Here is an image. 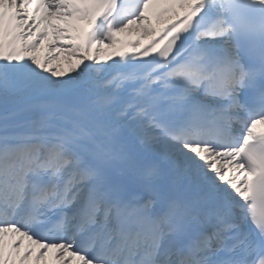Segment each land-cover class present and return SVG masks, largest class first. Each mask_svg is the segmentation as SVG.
Wrapping results in <instances>:
<instances>
[{
	"label": "snow or ice",
	"instance_id": "1",
	"mask_svg": "<svg viewBox=\"0 0 264 264\" xmlns=\"http://www.w3.org/2000/svg\"><path fill=\"white\" fill-rule=\"evenodd\" d=\"M0 264H264V0H0Z\"/></svg>",
	"mask_w": 264,
	"mask_h": 264
}]
</instances>
